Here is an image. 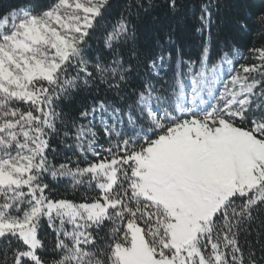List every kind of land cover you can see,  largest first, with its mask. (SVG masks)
<instances>
[{"label": "snow or ice", "instance_id": "snow-or-ice-1", "mask_svg": "<svg viewBox=\"0 0 264 264\" xmlns=\"http://www.w3.org/2000/svg\"><path fill=\"white\" fill-rule=\"evenodd\" d=\"M0 264H264V0H0Z\"/></svg>", "mask_w": 264, "mask_h": 264}, {"label": "trees", "instance_id": "trees-1", "mask_svg": "<svg viewBox=\"0 0 264 264\" xmlns=\"http://www.w3.org/2000/svg\"><path fill=\"white\" fill-rule=\"evenodd\" d=\"M255 6L257 8L259 7V0H255ZM187 31L189 35H187L185 40L183 41V46L186 51L194 52L196 45L198 44L199 41H198V38L194 34V30L191 29L190 26ZM250 41H251V38H249V42ZM58 191L61 195H66L68 198H76V194L73 193L70 189L66 190V188L63 185L59 187Z\"/></svg>", "mask_w": 264, "mask_h": 264}]
</instances>
